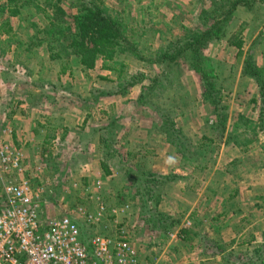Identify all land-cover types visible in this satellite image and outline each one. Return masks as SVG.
<instances>
[{
	"label": "rangeland",
	"instance_id": "1",
	"mask_svg": "<svg viewBox=\"0 0 264 264\" xmlns=\"http://www.w3.org/2000/svg\"><path fill=\"white\" fill-rule=\"evenodd\" d=\"M7 1L0 0V7ZM100 1L107 13L123 20L124 27H127L126 35L139 54L117 53L107 65L115 69L112 71L103 68V60H99L97 67L90 71L78 65L75 57L63 64L50 60L44 45L28 46L37 31L44 32L49 26L48 12L43 4L39 8L28 5L29 9H24L20 18L12 17L8 12L0 13V26L6 17L11 29L9 35L5 32L7 28L0 30V140L24 155L27 177L33 186L42 190V208L45 205L43 220L46 214L49 218H58L76 208L94 213L97 196L92 199L91 193L99 195L112 208L130 204L132 222L138 223L134 230V243L143 256V262L169 264L171 260L167 256L160 263V250L170 244L178 255L182 254L177 240L172 241L170 234L180 230L187 221L184 208L177 214L174 212V217H169L168 212L159 213L155 206L159 189L169 200L173 193L165 190L170 181L158 178L161 168L170 172L173 166H179L181 173L186 174L187 182L183 180L176 184L193 188L189 195H198L200 187L209 184L220 189L225 185L235 189L237 183L244 187H264V147H261L264 144L263 97L255 79L246 76L245 72V62L252 59L256 68L263 70L260 78L264 82V0H244L250 5L234 9L231 21L222 28L223 37L209 41L202 48V55L209 64L205 70L214 75L212 82L221 99L220 109L228 118L227 130L222 137L213 130L218 117L213 105L205 98V82L201 74L192 68L190 55L182 56L173 63H162L158 61L157 52L177 42L183 45L192 32L205 31L202 22L207 18L211 20L214 13L211 11L220 9L219 12H228L234 0ZM77 4L79 0H64L62 5L69 15H73L78 12ZM67 19L70 20V17ZM11 35L15 41L8 45ZM43 37L42 34L40 39ZM233 37L242 40L241 51L229 44ZM31 117L37 118L35 127L23 126L21 121V125L17 124L18 119L31 121ZM65 130L68 133L71 131L72 135L67 134L60 142L51 140L56 134L63 135ZM173 131L181 132L184 146L179 145L185 150L170 142L167 135ZM28 132L33 136L27 137ZM237 134L240 145L236 147L241 153L238 155L244 159L235 162L243 161V170L237 168L236 163L231 164L236 168L234 171L224 165L228 162L224 157L233 155H226L227 149L223 150L221 159L220 152L216 157L213 153L208 155L210 151L206 152V158L193 155L196 152L193 142L200 139L208 144L211 142L210 145L217 151L223 144L230 145L229 152L232 150L233 153L235 149L231 145L236 143H228L227 138ZM162 138L178 154L170 152L167 143H161ZM254 138H257L256 142L243 144ZM261 141L263 143L260 144ZM202 162L203 165L209 162L211 171L197 172L193 165L200 167ZM225 167L230 170L229 173H225ZM153 168L159 170L158 173L152 174ZM146 179L149 183L145 182ZM8 181L10 176H0V212L6 201L4 184ZM98 181L102 183L96 188ZM158 181L162 183L159 189L154 188ZM144 187L149 188L147 192ZM183 187L180 185L176 192L179 194ZM215 193L222 195L224 192L218 190ZM253 195L258 198L257 192ZM259 198L263 212L251 214L261 217L264 214V199ZM218 200L212 199L214 206H218ZM235 204L236 200L229 203L231 211L238 209ZM252 207L248 205L246 214ZM219 210L211 209L212 217L205 225L218 224L214 223L213 217L221 220ZM190 218L197 221L194 217ZM79 224L84 240L96 235L97 226L81 220ZM196 224L198 227L200 223ZM250 232L252 234L253 229ZM211 242L203 243L211 258L207 257L206 261L227 264L226 260L215 259L219 253L210 249ZM188 244L193 245V242ZM252 251L244 249L241 255L229 251L225 258L231 264H254L251 263ZM260 254L263 257L258 262L264 264L263 251ZM176 259L179 261L178 256ZM188 262L195 264L194 259Z\"/></svg>",
	"mask_w": 264,
	"mask_h": 264
},
{
	"label": "built area",
	"instance_id": "2",
	"mask_svg": "<svg viewBox=\"0 0 264 264\" xmlns=\"http://www.w3.org/2000/svg\"><path fill=\"white\" fill-rule=\"evenodd\" d=\"M5 175L10 181L0 212V264H142L130 204L112 208L91 193L97 196L94 213L76 208L43 220L42 190L27 177L24 155L0 140V176ZM79 220L97 226L96 235L84 240ZM170 238L178 240V230Z\"/></svg>",
	"mask_w": 264,
	"mask_h": 264
},
{
	"label": "trees",
	"instance_id": "3",
	"mask_svg": "<svg viewBox=\"0 0 264 264\" xmlns=\"http://www.w3.org/2000/svg\"><path fill=\"white\" fill-rule=\"evenodd\" d=\"M35 1L36 0H8L7 4L0 7V13L8 12L12 17L17 16L20 18L23 10L28 8V5H34L39 8V5L43 4L48 14L45 10H42V12L48 15L49 26L44 32L37 31L36 34L30 38L31 42L27 45L30 47L34 45L39 47L44 45L43 48L50 60L60 61L64 64L69 63L70 59L75 57V59L78 60V65L90 71L97 67L99 60H103L105 64L103 68L112 71L115 69L109 68L107 65L115 59L117 53H132L135 56L139 55L137 54L138 50H136L126 35L127 27H124L123 20H121L119 16L114 17L107 13V11L102 8L100 0H79V4H77L78 12L73 15H69L66 12L62 5L64 0ZM244 5L248 6L250 4L244 0H234L233 3L230 4L231 8L228 12H219L220 9L211 11L214 12L211 16V20L207 18L202 22L206 27L205 31L198 30L192 32L189 37L185 39L183 45L182 42H177L157 52L158 61L162 63H173L182 56L190 55L189 59L191 60L192 68L201 74L202 80L205 82L207 88L205 91V98L213 105L215 115L218 117L213 130L215 133H219L221 137L227 130L226 121H228V118L221 110V99L218 97L216 85L212 82L214 75L205 70V66L209 64L202 55V48L207 46L209 41L223 37L221 36L223 32L222 28L231 21L234 9ZM204 14L208 16L207 12H204ZM68 17H70V20L67 19ZM8 23L5 17L3 25L0 26V30L2 28L6 30L7 28L5 32L9 35L11 29ZM42 34L44 37L40 39ZM11 36L7 40L8 45H11V42L15 41L13 35ZM35 39H37V42H33ZM16 43L19 44V46L22 45L21 42ZM229 44L239 51L243 49L242 40L236 37L230 39ZM120 65L122 66V64ZM248 68L252 71L247 70ZM245 72L246 76L255 79L260 87V93L263 97L261 101L263 105L262 112L264 113V82L260 78V74H263V70L257 69L254 61L249 59L245 62ZM238 125L239 124H237L236 127H238ZM167 136L170 142L176 144V147L183 149L182 146H184V144L182 143L183 136H181V132L173 131ZM227 140L228 143L231 141L236 143L235 145H240V136L238 134L234 137L229 136ZM256 141L257 138H254L243 142V144L248 145ZM179 143H181L182 146H180ZM206 152L207 149L201 146L199 150L193 152V155L197 154L201 155V157L205 156L206 158ZM197 167H199V165ZM189 221L191 222L190 226L184 225L181 228L179 240H183V243H190L197 240L204 244L213 241L210 240L208 234L203 235L202 231L195 232L194 228L197 227V225H194L190 219Z\"/></svg>",
	"mask_w": 264,
	"mask_h": 264
},
{
	"label": "crops",
	"instance_id": "4",
	"mask_svg": "<svg viewBox=\"0 0 264 264\" xmlns=\"http://www.w3.org/2000/svg\"><path fill=\"white\" fill-rule=\"evenodd\" d=\"M18 114H19V112H18ZM24 114H25V112L22 110L21 115H23V117H24ZM17 118H18V116H17ZM23 119H18L17 124L21 125L19 123L21 121L23 126H26L28 124L26 127H28V126L29 127H32V126L35 127V125L37 123L36 122L37 118H35V117H31L30 118L31 121L30 120L26 121V119L25 120H23ZM83 123H85V122L83 121ZM86 123H88V121H86ZM25 132H27V131L25 130ZM67 134L69 136L72 135L71 131H69V133H68L65 130V132H63V135L57 136L58 134H56V137L55 138L53 137L51 140H53V142H60L61 138H64V136H67ZM26 136L31 137L33 135H31L28 132L26 134ZM29 140L31 142H33V139H29ZM164 140H165V138H162L161 143H167L168 145L166 144V147L168 149H171L170 152L178 154L176 152V149L174 147H172L167 142V140H165V142H164ZM158 142L159 141H157V143ZM210 143L208 144L207 142H203L200 139L198 141L196 140V142H193V145L195 146L194 147L196 149L195 151L199 150V147H201V146H202V148H206L207 153H208V151H210V153L208 154L210 156H211V153H213V155L216 157V156H218V153L220 152V154H219L220 159H221L220 155H222V152L224 149H227L226 155H227V153H230V155L235 154L234 156L232 155L231 157H226L224 155L225 161H228V162H226L227 164L225 163L224 165L226 167L229 166L232 171L236 170V168H234V166L231 164L236 163L235 161L237 159H241V160L244 159V158H240V155H238L240 150L236 147L237 145H231L235 149V151L233 153H231L232 150H230V152H229V149H230L229 146L230 145L226 146V144H223L221 146V149H218V151H217V149L212 147L210 145ZM261 143H263V142L261 141L260 144ZM261 147L263 148L264 144H261ZM213 149H214V152H212ZM140 150H141V148H139V156L142 155ZM239 154H241V153H239ZM208 159H210V157ZM208 163H204L205 165H203V162H202V165L200 167H197L195 165H193V167L195 169H198L197 172H199V171L204 172L205 171V173H206V171H211L210 170L211 169L210 164H208ZM236 164H237V168L240 167L243 170V168L241 167L243 165V161L237 162ZM193 167H192V169H193ZM226 167H225V173H229L230 170H227L228 168H226ZM172 169L169 170L170 172H166L165 170H163L161 168L160 171H162V173H161V175L158 176V178H160L159 180L166 179V180L170 181V183H168L166 188H165L166 191H171V192L173 191V193L170 194V200L167 199L168 197L162 192L163 190L159 189V188H161L162 183L159 181L157 183H155V186H157V187H154V188H158L160 190V193L157 194V196L155 198L156 199L155 206L157 207L158 212L159 213L168 212L167 215L169 217H174V212H176V214H177V212L179 210L184 208L185 209V216H186L185 221H189V219H190L195 224L197 222H199L200 224L196 228L195 232L196 231H202L203 235L208 234L210 240H213L211 242L212 246L210 247V249H213L217 253H219L217 255V257L214 256V258L216 257L215 259L219 258L220 260H223V261L226 260L227 264H231V262L225 258L226 257L225 255H227V253L229 251H230V253L235 252V254L241 255V253L244 251V249L248 248V250H253L251 253L254 256L251 258V263L259 264L258 261H262V257H263L262 254H260V252L263 251V253H264V214L262 213L263 216L259 217L256 215L254 216V214H251V213L252 212H258L259 213L260 211L263 210L262 205L259 204V200H260L259 197H261V200L264 199V187H260V186L255 187V185H253V186L249 185L248 187H244V186H241L237 183V187H235V189L230 188L229 185H225V187L223 186V188H221L222 189L221 190L218 187L216 188L215 185L209 184L207 186H205V185L201 186L200 187L201 193H199L198 195L195 194L196 195L195 196L192 193H190V195L188 194V192L193 188H190L189 186H186V185L184 186V184L179 183L182 187L183 186L184 187L182 190L180 188L179 194H178L175 189H177L180 185L177 186L178 184H176V183L179 181L181 182L183 180L187 182V178H185L186 174L181 173L182 169H180L179 166L178 167L173 166ZM157 171H159V170H156L153 168L152 174L158 173ZM221 171L223 172L224 170H221ZM235 174H237V171L235 172ZM145 182L147 183L148 180L146 179ZM158 183H159V185H158ZM144 189H146L145 192H147L149 188L144 187ZM224 189H228V191L224 190ZM218 190H220L221 193H223V192L224 193L222 195H217L215 193V191H218ZM255 191L258 193L259 199L253 195L254 193H256ZM260 195H263V196H260ZM214 197H216V198H214ZM171 199L174 200V202H172ZM212 199H219L218 200L219 201L218 206H214ZM235 200H236L235 205L238 207V209L231 211L230 210L231 206H229V203L231 201L234 202ZM249 204L253 205V207H252L251 211H248L249 214H246V210H248ZM256 205H259V206L256 207ZM216 207L220 208L219 213H222L220 216L221 220L217 221V219H216L217 216H216V217H213L214 223H218V224H215L216 226L205 225V223L207 224V220H209V217H212V216H210V215H212L211 209H214V211H216V209H218ZM43 208H45V205ZM163 208H165V210ZM169 211H170V213H169ZM47 212H48V210H47ZM244 214H246V216ZM46 215H48V214H46ZM253 216H254V218H253ZM190 217L196 218L197 221L195 220L196 222H194V220L191 219ZM245 218H247V220ZM250 223H251V225H250ZM244 225H247V226L244 227ZM209 228H211V231H209ZM251 229H253L252 234L250 232ZM242 230H244L245 233H244V231L242 233H240ZM175 231H177V230H175ZM174 232H172V233H174ZM178 232L181 234V228H180V230H178ZM245 234L248 236H246ZM160 235L162 237V233H160ZM150 239L151 238H149V240ZM172 241H174V240H172ZM177 242H178L177 245H179L181 250H182V254L178 255V253H176V250L172 248L173 246H170V244H169L168 248H164V250L161 248V250H160V257H161L160 263H163L164 256H167V259L169 258V260H171L170 262H168L169 264H174V261L176 264H187V263L194 264L193 262H188L189 259H191V260L194 259L195 264H218L219 263V262L212 263V262L206 261L207 257L209 258V256L207 255V252H206L207 248H205L203 246V242H200V241L198 242L197 240H195L193 242V245H196V246L189 245L188 243H185V242L183 243V240H179V239L177 240ZM227 244L229 246H227ZM191 246L193 248H191ZM200 247L202 249H200ZM197 252H201L202 254H199ZM176 256L179 257V261H177ZM174 257H175V260H173ZM210 257H212V256H210ZM139 258H140L142 264H145L142 260L143 256L140 253H139ZM230 258H232L231 254H230ZM255 258H256L257 262L254 261ZM209 259H211V258H209ZM212 260H214V259H212ZM260 264H261V262H260Z\"/></svg>",
	"mask_w": 264,
	"mask_h": 264
}]
</instances>
